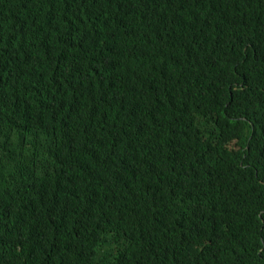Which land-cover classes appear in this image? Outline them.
I'll return each mask as SVG.
<instances>
[{
	"label": "trees",
	"instance_id": "1",
	"mask_svg": "<svg viewBox=\"0 0 264 264\" xmlns=\"http://www.w3.org/2000/svg\"><path fill=\"white\" fill-rule=\"evenodd\" d=\"M0 264H264V0H0Z\"/></svg>",
	"mask_w": 264,
	"mask_h": 264
}]
</instances>
